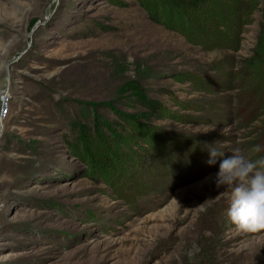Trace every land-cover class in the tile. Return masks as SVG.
Instances as JSON below:
<instances>
[{"label": "rangeland", "instance_id": "374dc122", "mask_svg": "<svg viewBox=\"0 0 264 264\" xmlns=\"http://www.w3.org/2000/svg\"><path fill=\"white\" fill-rule=\"evenodd\" d=\"M216 3L0 0V264H264L216 184L264 151L230 91L264 0L239 1L237 52L186 37Z\"/></svg>", "mask_w": 264, "mask_h": 264}, {"label": "trees", "instance_id": "16d2710c", "mask_svg": "<svg viewBox=\"0 0 264 264\" xmlns=\"http://www.w3.org/2000/svg\"><path fill=\"white\" fill-rule=\"evenodd\" d=\"M235 1V5L230 3L220 6L216 3L219 6L209 15L203 16L207 19L196 20L189 25L186 33V37L191 38L189 41L203 48L213 44L215 48L237 52L241 42L239 36L242 30L239 23L243 8L240 0ZM234 74L235 82L230 88L235 93L234 103L231 104L233 110L245 127L258 124L256 137H264V30L260 45ZM255 157H264V151L257 153Z\"/></svg>", "mask_w": 264, "mask_h": 264}, {"label": "clouds", "instance_id": "9594fccd", "mask_svg": "<svg viewBox=\"0 0 264 264\" xmlns=\"http://www.w3.org/2000/svg\"><path fill=\"white\" fill-rule=\"evenodd\" d=\"M253 151L261 152L260 146L257 145ZM217 157L223 156L210 149L207 163L214 165ZM216 184L218 187H229L231 195L227 215L237 232L264 231V157L253 161L241 154L239 149H235L231 157L220 163ZM198 250L194 242L187 254L191 257Z\"/></svg>", "mask_w": 264, "mask_h": 264}]
</instances>
